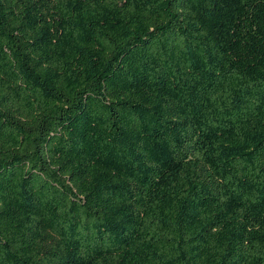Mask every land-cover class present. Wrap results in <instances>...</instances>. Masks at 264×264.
Returning <instances> with one entry per match:
<instances>
[{"label": "trees", "instance_id": "trees-1", "mask_svg": "<svg viewBox=\"0 0 264 264\" xmlns=\"http://www.w3.org/2000/svg\"><path fill=\"white\" fill-rule=\"evenodd\" d=\"M0 264H264V0H0Z\"/></svg>", "mask_w": 264, "mask_h": 264}]
</instances>
